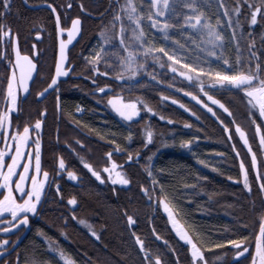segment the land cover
I'll use <instances>...</instances> for the list:
<instances>
[{"label":"trees","instance_id":"obj_1","mask_svg":"<svg viewBox=\"0 0 264 264\" xmlns=\"http://www.w3.org/2000/svg\"><path fill=\"white\" fill-rule=\"evenodd\" d=\"M71 2V15L80 17L82 21L80 38L70 49L69 63L75 65V69L67 80L59 85L60 114L58 115L53 101L50 118L44 124L42 163L44 170L49 172L50 185L42 197L43 202L39 205L35 223L33 222L30 232L22 242L19 264H33L34 257L36 264H64L59 255L61 251L74 264H142L143 254H137L138 246L135 245V238L131 236L133 231L145 242L153 259L159 254L164 264L169 261L176 264L177 259L179 264H189L185 259L186 247L180 246L182 242L177 243L168 218L158 205L149 204L147 197L139 191L141 184L151 190L153 180L156 181V193L168 198L174 209L179 211L178 218L185 229L199 240L207 264H232L234 252L228 250L230 246L214 248L212 245L223 243L228 238H237L238 229L242 224H247L249 231L258 230V225L254 229V221L264 213L259 209V185L255 183V172H251L249 176L253 185L249 195L243 190L242 184L235 182L240 179L239 161L235 160V153L232 152V142L227 140L216 117L186 98L184 91H177L183 88L185 91H193L194 94L197 92L194 87H188V83L183 79H174V74L160 73L158 83L146 79L128 83L115 80L117 71H114L112 76L98 80L99 86L108 84L111 91L103 94L96 92L93 95L95 86L90 79H85V58H90V54L101 51L102 46H107L102 42L100 35L116 4L114 0ZM225 2L229 9L235 4V0ZM134 3L137 5L138 15L142 14L143 17L146 47L153 38L170 48L179 47L184 38L190 35L192 30L181 33L179 27H174L169 29L170 35L166 38L159 29H152L147 20L151 0H134ZM160 3L162 6V0ZM216 3L217 6L212 0H199L196 14L202 13L203 19L213 25L216 24L217 18L222 20V24H226L227 21L217 14V9L221 10L222 15L224 12V9L219 8L220 0H216ZM248 3L255 7L259 0H248ZM175 6L177 11L192 15L191 10L183 4ZM242 8L239 14L241 28L236 33L241 58L248 60V46L254 44L253 51L259 57V62L264 64V17L258 16L257 24L249 27L250 10L247 4H243ZM23 12L27 13L25 10ZM29 12L31 14H27V17L32 19L34 13ZM183 19L181 16V25ZM22 23L23 31L28 30L24 19ZM48 28L50 34L53 29L51 22ZM230 38L231 31L227 30L225 47L216 49V52L218 56L223 55L235 64L237 43H230ZM194 39L199 42V34ZM112 51L109 48L105 55H111ZM183 51L192 60L197 59L199 49L191 40ZM206 56V52L199 53L201 59ZM215 59L208 57L209 61ZM103 67L102 63L101 68ZM113 93L140 97L159 117L144 114L134 122L122 120L107 104V98ZM214 94L222 102L231 101L230 106L237 121L244 122L241 114L245 109L234 93L218 89ZM161 95L178 100L190 111L185 112L179 106L162 101ZM64 105L69 107L67 121L64 119ZM77 108L81 111L77 112ZM214 110L220 115V110ZM169 120L172 123H168ZM230 120L231 117L228 118V121ZM144 126H148L153 133L149 145L144 143ZM232 132L234 135V129ZM249 135L254 136V130ZM235 139L238 141V138ZM77 140L81 143L76 144ZM185 141L189 142L188 147L183 146ZM237 147L242 150V155L246 154L247 150L243 149L241 144L237 143ZM253 147L254 150L258 149V140ZM108 152L112 153V159L122 165L127 177L131 179V186L126 189L115 186L116 194L112 191L113 185L100 184L83 168L77 158L79 155L99 169L105 165L107 158L104 154ZM129 153L132 154V161L127 158ZM58 156L64 158L67 170L77 174L79 179L76 183L64 176L61 179L53 172ZM248 160L250 165V157ZM258 162L264 163V155L259 156ZM149 171L152 173L151 177L148 175ZM260 171L264 173V168ZM54 183L58 185L60 195L54 189ZM73 196L77 204L68 205L67 200ZM253 202L257 207L256 212L251 210ZM125 208L136 219L134 227L130 228L127 224L123 215ZM73 216L76 219H73ZM80 220L89 223L96 236L79 226L77 222ZM154 230L161 240H156ZM165 240L169 241V247L164 246ZM171 248L179 253L178 257L171 255ZM241 264L247 262L241 260Z\"/></svg>","mask_w":264,"mask_h":264},{"label":"snow or ice","instance_id":"obj_2","mask_svg":"<svg viewBox=\"0 0 264 264\" xmlns=\"http://www.w3.org/2000/svg\"><path fill=\"white\" fill-rule=\"evenodd\" d=\"M116 3L119 7L113 13L111 20L112 36L107 39V46H102L101 51L90 54V58H85L87 65L85 79H90L92 85L95 86L93 95L96 92L102 94L106 92L108 84L101 87L98 80L101 77L112 76L117 65L119 71L114 77L115 80L126 82L127 76V80L136 83L135 78L141 71L147 70L146 64L138 63V61L141 59L146 61L149 56H152L153 60L159 63L162 54L169 62L167 64L168 71L174 74V79L180 77L188 81V87L194 86L199 90L198 94H194L193 91H185L183 88H179L177 91H184L185 96L190 97L202 109L216 117L227 140L232 142V152L235 153V160L239 161L240 179L235 182L242 184L243 190L249 195H251L253 189L249 176L251 172H255V183L259 185V209L261 213H264V173L260 171L261 168H264V163L258 162L259 156L264 155V64L259 62V57L253 51L254 44L248 46L250 54L248 60L245 61L241 58L239 38L236 34L241 28L239 14L243 10L242 5L247 4L250 10L248 24L251 27L257 24L258 16L264 17V0H259L255 7L248 3V0H235L232 9H229L225 0H220L219 8L224 9L223 19L227 23L222 24V20L217 18L215 25L203 19L202 13L196 14L199 0H171V2L170 0H162V6L160 0H151L147 20L150 22L152 29H159L165 34L166 38L170 35L169 29L174 27H179L181 33L192 30L190 35L184 38V42L171 51L167 47L145 46L147 40L143 17L138 15V8L134 0H125L122 5L120 0H116ZM177 4H183L184 7L190 9L192 15H185L183 12L177 11L175 6ZM47 7L51 9V14L55 16V34L58 43L53 53L55 59L54 69L50 68L49 70L50 79L44 81L46 86L37 91L35 95L36 102L39 103L40 100L50 94L51 90H55L57 92L56 106L59 111V81L62 77L70 75L71 71L75 69V65L68 63L70 46H73V41L81 32L82 22L79 17H76L71 19L70 26H63L57 8L51 3H48ZM70 7L71 4L69 3L67 8ZM0 8L3 9L0 10V20H2L8 15L7 10L10 9V0H0ZM140 11H142V8ZM181 16L184 17L182 25L180 22ZM234 16L236 17L235 20H233ZM245 18L247 19V16ZM117 25H119L118 30ZM129 29L132 32L130 39L128 37ZM227 30L231 31L229 42L237 43L235 64L223 55L218 56L216 52V49L225 47L224 40ZM32 31L36 32L37 42L31 45L30 54H22L23 49L20 46L19 32H13L10 25L0 23V63L6 64L3 81H0V94L3 95L5 101L3 105H0V222L8 225L7 227H0V233L5 234L10 233L13 229L19 231V228L29 224V214L34 215L39 211V205L43 202L42 197L46 188L50 185L49 172L44 170L42 163V127L47 117V108L38 110V118L35 119L34 123L25 121L22 130L19 122L15 127L12 124V114L22 111L19 104L20 97L27 98L24 94L30 93V81L34 79L33 72L37 69L34 59H38L40 55L37 44L42 42V29H33ZM65 32L67 33V39H62ZM197 34H199V42L194 39ZM28 39H31V37L25 39V46H27ZM189 40L199 49L195 60H192L183 51L188 47ZM109 48L113 50L111 55H105ZM200 52H206L207 56L203 59L199 58ZM208 57H215L216 59L209 61ZM102 63L104 64L103 69L101 68ZM213 64L217 66L213 67ZM161 67H163L162 64ZM152 79H155V76ZM218 89L235 94L239 103L245 109L241 114L244 122L237 121L230 106L231 101L222 102L221 99L215 96L214 93ZM161 99L168 100L169 97L161 96ZM171 102L172 104H179L185 112L190 111L189 108L176 99H172ZM107 104L111 106L116 115L128 122H134V119L139 116L141 109L138 105H143L144 111L155 115L152 108L139 97L135 100L125 101L119 95L111 96L108 98ZM214 108L220 110V115ZM76 111L80 112L81 109L77 108ZM229 117H231L230 121H228ZM160 119H164V117H160ZM168 123H172V121L169 120ZM185 126L188 127L189 125ZM232 129H234V135ZM253 130L254 136L250 137L249 133ZM152 136L153 133L148 131L144 140L145 145L151 142ZM236 137H238V141H236ZM257 140L258 149L254 150L253 144ZM80 143L79 140L76 141V144ZM237 143L247 150L246 154H241L242 150L238 149ZM188 144L189 142L185 141L183 146L188 147ZM81 149H83L82 144ZM104 156L107 159L103 168L97 169L81 158L83 168L101 184L110 183L113 185L112 191L114 194L117 192L116 185L123 186L125 189L130 187L131 179L124 172L118 170L120 166L112 160V153H105ZM136 156L139 158V153ZM127 158L132 161V154L129 153ZM53 172L61 179L65 172L69 180L77 181L79 179L74 171L67 170L63 157H56ZM148 175L151 177V171L148 172ZM229 179L231 180L232 177H229ZM152 183L153 188L151 190L141 184L139 187L140 193L147 197L149 204L158 205L167 214L168 223L175 234L177 243L182 242L180 246L182 248L186 247L185 259L188 260L189 264H207L204 249L199 240L190 235L185 229L178 218L179 211L174 209L168 198L156 193V181L153 180ZM57 194L60 195L59 187H57ZM67 204L76 205V198L74 196L69 198ZM251 210L253 212L257 211L255 202L251 205ZM123 215L127 219L128 226L130 228L134 227L136 219L132 214H129L127 208L124 209ZM5 216H9L10 219L4 220ZM73 219H76V217L73 216ZM80 222L83 223V221ZM256 225H258V230L249 231L248 225L242 224L238 229L237 238H228L223 243H214L212 247L224 248L225 245L230 246L228 250L234 252L232 264H241V260L246 261L247 264H264V214L259 215L258 219L254 221V229ZM245 232L248 234L245 235ZM92 235L96 236V233L92 232ZM153 235L156 240H161L155 230ZM131 236L135 238V245L138 246L137 254H143L142 264H153V255L147 250L145 242L136 235L135 231L131 233ZM9 243L15 242L0 239V248L6 249ZM164 246L169 247L168 240L164 241ZM170 251L171 255L179 256L174 248H171ZM59 255L64 260V264H74L62 251ZM17 264H19V257H17ZM33 264H36L35 257L33 258ZM154 264H164L159 254H156ZM168 264H171V261ZM176 264H179V259H177Z\"/></svg>","mask_w":264,"mask_h":264},{"label":"flooded vegetation","instance_id":"obj_3","mask_svg":"<svg viewBox=\"0 0 264 264\" xmlns=\"http://www.w3.org/2000/svg\"><path fill=\"white\" fill-rule=\"evenodd\" d=\"M40 3H51L54 7L57 8V12L60 15L61 22L63 26H69L71 19L78 16L71 15V8L72 2L71 0H10V9H8V15L5 16L0 23H4L5 25H10L12 27L13 32H19L20 34V46L23 49L22 54H30L31 45L36 43V32L32 31L33 29L41 30V41L37 44L38 50L40 55L38 59H34V63L37 64V69L35 72V77L32 80L30 86V93H27V98L25 99L23 96L20 97L19 104L22 111L18 113H13V127L16 126L17 122H19L21 130L25 121L30 123H34L35 119L38 118L37 112L38 110H43L45 107L47 108V117L43 122L42 127V134L44 129V124L50 118V109L53 101L55 102V107L58 115L60 114L57 110L56 106V96L57 92L55 90L51 91L49 95L45 96L39 103L36 102V95L35 93L39 91L41 88L45 87V80L49 78V70L54 69V48L57 45L56 34H55V21L54 16L51 14V11L46 8H30L27 5H36ZM71 4L70 8H67L68 4ZM0 10H3L0 8ZM25 10L27 13H24ZM29 11H33L34 15L33 18L30 19L27 17V14H31ZM26 15V16H25ZM80 18V17H79ZM23 19L26 21L27 26L29 27L28 30L23 31ZM52 23L53 29L49 34V23ZM47 30V32H46ZM46 32V33H45ZM50 32V31H49ZM31 37L28 39L27 46L24 45V41L26 38ZM10 51V49H9ZM69 63V61H68ZM70 64V63H69ZM5 63H0V81H3L5 75ZM69 77V76H68ZM67 77V78H68ZM62 80L59 82H64L67 80ZM60 97V96H59ZM5 103L4 97L0 94V105ZM64 110V119L67 121L69 119V107L67 105L63 106ZM38 213V212H37ZM36 214H29V224L25 227L19 228V231L13 229L10 233H0V239H7L9 241H14L15 243L20 238V236L25 231L26 227H28V233L30 232L33 222L35 223ZM10 219L9 216H5L4 220ZM6 223L0 222V227H7ZM25 236V237H26ZM24 237V238H25ZM23 238V240H24ZM23 240L15 247V243H9L7 248H0V264H17V257L19 260L21 258V246ZM9 251V252H8Z\"/></svg>","mask_w":264,"mask_h":264},{"label":"rangeland","instance_id":"obj_4","mask_svg":"<svg viewBox=\"0 0 264 264\" xmlns=\"http://www.w3.org/2000/svg\"><path fill=\"white\" fill-rule=\"evenodd\" d=\"M212 2L214 3V5L215 6H217V3H216V0H212ZM114 3L116 4V6H115V8L113 9V11H112V14H111V18H109V20L107 21V25L105 26V29L102 31V33H101V35H100V38H101V40H102V42L104 43V44H107V39L109 38V37H111L112 36V26H111V20H112V17H113V13H114V11L119 7L118 5H117V3H116V0H114ZM125 3V0H120V4L122 5V4H124ZM217 14L220 16V17H223V15H222V12H221V10L220 9H217ZM142 15V14H141ZM236 19V17L234 16L233 17V20H235ZM249 19H250V15H249ZM117 27V30L119 29V25H117L116 26ZM128 37H129V39L132 37V32H131V30L129 29L128 30ZM148 46H152V47H155V48H160V47H167L168 49H169V51H171L173 48H170V47H168L167 45H165V44H163L162 42H160V40H158L157 38H153L151 41H150V43H149V45H147V47ZM142 55V54H141ZM138 63H142V64H146V66H147V70L146 71H141V73L135 78V80H139V79H146V80H148V81H152V82H156V83H158L159 81H158V75L160 74V73H168V74H172V73H170L169 71H168V67H167V64L169 63V62H167V60H166V58L165 57H163L162 56V54H161V60H160V62L159 63H157V62H155L154 60H153V58H152V56H149L148 57V59L145 61V60H143V59H141L140 61H138ZM161 64L163 65V67H161ZM116 71L118 72L119 71V67H118V65H117V68H116ZM117 72H116V74H117ZM153 76H155V79H152V77ZM178 78H180V77H178ZM182 79V78H181ZM186 83H188V81H186V80H184ZM126 82H128V83H131V81L130 80H127V76H126ZM103 87V86H102ZM194 87V86H193ZM195 88V87H194ZM196 89V88H195ZM197 90V92L195 93V94H198V89H196ZM106 91H111V88L108 86V89H106ZM117 95H119L123 100H125V101H129V100H135L137 97H128V96H126L125 94H122V93H113L112 95H110L109 97H111V96H117ZM184 95V94H183ZM161 96H165V95H161ZM161 96H160V98H161ZM185 96V95H184ZM108 97V98H109ZM168 97V96H167ZM186 98H188V99H190L191 100V98L190 97H188V96H185ZM108 98H107V100H108ZM140 98V97H139ZM141 99V98H140ZM173 98H171V97H169V99L168 100H162V101H167V102H169V103H172L171 102V100H172ZM141 100H143V99H141ZM144 101V100H143ZM193 101V100H192ZM145 102V101H144ZM195 102V101H194ZM146 103V102H145ZM196 103V102H195ZM174 105H176V106H179V104H174ZM109 106V105H108ZM138 107H140V109H141V111H140V113H139V116L137 117V118H139L141 115H147V116H156V117H159V115L153 110V112L155 113V115H153L152 113H148V112H146V111H144L143 110V105H138ZM180 107V106H179ZM214 107V106H213ZM109 108L111 109V111L116 115V113L112 110V108H111V106H109ZM211 114V113H210ZM118 116V115H117ZM119 117V116H118ZM120 118V117H119ZM137 118H135V119H137ZM134 119V120H135ZM148 131H151L150 129H149V127L148 126H144L143 128H142V132H143V137H144V140L146 139V136H147V132ZM152 132V131H151ZM236 138H238V137H236ZM151 142H152V140H151ZM150 142V143H151ZM150 143H148V144H146V145H149ZM77 158H78V160H79V162L81 163V158H83V157H81V156H79V155H77ZM84 159V158H83ZM85 160V159H84ZM113 160V159H112ZM86 161V160H85ZM114 161V160H113ZM115 162V161H114ZM117 165H119L120 167L118 168V170L119 171H122V172H124L125 173V175H126V172L124 171V169H123V167H122V165H120V164H118L117 162H115ZM82 164V163H81ZM105 166V165H104ZM104 166H102L101 168H103ZM101 168H99V169H101ZM256 175V174H255ZM67 180H69L68 179V177H67V175H66V172L64 173V175H63ZM127 176V175H126ZM106 178V177H105ZM69 181H71V180H69ZM71 182H73V183H76L77 181H71ZM100 183V182H99ZM101 184V183H100ZM105 184H110V183H105ZM105 184H102V185H105ZM53 186H54V189L55 190H57V187H58V185L56 184V183H54L53 184ZM116 186H120V185H116ZM123 187V186H122ZM71 206H73V205H71ZM160 210L162 211V213L167 217V214L160 208ZM168 218V217H167ZM80 221H82V220H80ZM80 221H78L77 223H78V225L79 226H81L84 230H86L87 232H89V233H91L92 234V232H94L93 231V229H92V227L90 226V224L89 223H87V222H85V221H83V223H81ZM153 264H154V259H153Z\"/></svg>","mask_w":264,"mask_h":264},{"label":"water","instance_id":"obj_5","mask_svg":"<svg viewBox=\"0 0 264 264\" xmlns=\"http://www.w3.org/2000/svg\"><path fill=\"white\" fill-rule=\"evenodd\" d=\"M28 7H30V8H46V9H48V10H50L51 11V9H49L48 7H47V3H40V4H36V5H27ZM74 18H76V17H74ZM81 20V19H80ZM54 21H55V16H54ZM82 22V21H81ZM70 24H71V22H70ZM70 24H69V26H70ZM80 35H81V32L79 33V35H78V37L73 41V46L76 44V42L78 41V39L80 38ZM62 39H67V33L65 32V34L63 35V37H62ZM58 43V42H57ZM73 46H70V49L73 47ZM35 72H36V70H34V72H33V77H35ZM71 74V73H70ZM69 76V75H68ZM67 76V77H68ZM67 77H62L61 79H60V81H62V80H65ZM59 81V82H60ZM31 82H32V80L30 81V84H31ZM51 91H53V90H51ZM50 91V92H51ZM27 94V93H26ZM26 94H24V95H26ZM24 97V96H23ZM27 231H28V227H26V229H25V231L23 232V234L20 236V238L17 240V242L15 243V245H14V247L13 248H15L22 240H23V238L26 236V234H27ZM9 252V251H8Z\"/></svg>","mask_w":264,"mask_h":264}]
</instances>
